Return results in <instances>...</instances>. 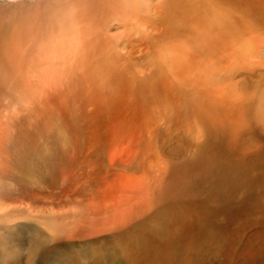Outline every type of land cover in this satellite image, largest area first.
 <instances>
[{"label": "bare ground", "instance_id": "6f19581e", "mask_svg": "<svg viewBox=\"0 0 264 264\" xmlns=\"http://www.w3.org/2000/svg\"><path fill=\"white\" fill-rule=\"evenodd\" d=\"M70 7L35 53L0 50V260L174 264L193 221L180 186L226 170L207 150L179 178L180 135L237 136L212 114L243 121L250 144L264 134V0ZM250 144L225 145L241 158Z\"/></svg>", "mask_w": 264, "mask_h": 264}, {"label": "rangeland", "instance_id": "374dc122", "mask_svg": "<svg viewBox=\"0 0 264 264\" xmlns=\"http://www.w3.org/2000/svg\"><path fill=\"white\" fill-rule=\"evenodd\" d=\"M83 1L0 0V30H7L0 33V50L4 45H29L34 49L31 52L35 53L37 46L43 43L42 39L47 41L50 37L46 33L50 27H59V20L73 21L70 12L75 8L70 6ZM5 41L8 43L4 44ZM17 65L12 60L8 68H16ZM206 118L209 123V118L213 119L214 126L220 128L232 122L235 126L233 133L237 131V136L214 133L208 124L200 125L199 132L205 135L202 141H187L185 135H180L179 144L183 143L185 150H179L181 156L177 158L179 178L187 172L186 167L198 164L204 153L207 155V150L219 152L215 154L220 158L218 166L226 170L217 175L193 177L190 184L180 186L178 207L190 212L193 221L179 223L182 233H179L178 257L174 264H182V257L186 262V254L189 261L190 256L196 257L190 261L191 264H226L230 259L231 264H264V134L249 136L250 144L247 137L241 135L240 129L245 125L243 121L237 123L235 119L218 114L207 115ZM194 126L192 124L191 129ZM199 132L195 130L193 134ZM232 140L245 147H248L245 143L250 144V151L239 158L225 145ZM181 219L179 216L178 221Z\"/></svg>", "mask_w": 264, "mask_h": 264}]
</instances>
